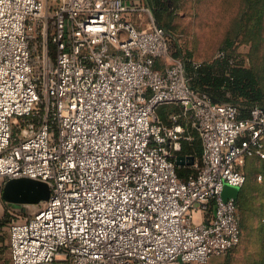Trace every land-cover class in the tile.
<instances>
[{"label":"built area","instance_id":"obj_1","mask_svg":"<svg viewBox=\"0 0 264 264\" xmlns=\"http://www.w3.org/2000/svg\"><path fill=\"white\" fill-rule=\"evenodd\" d=\"M143 11L0 0V222L8 182L47 188L5 225L0 264H206L239 246L236 199L221 194L264 159V109L193 88L171 34L129 21ZM195 139L200 158L177 166Z\"/></svg>","mask_w":264,"mask_h":264},{"label":"rangeland","instance_id":"obj_2","mask_svg":"<svg viewBox=\"0 0 264 264\" xmlns=\"http://www.w3.org/2000/svg\"><path fill=\"white\" fill-rule=\"evenodd\" d=\"M156 3L157 0H142L140 7L145 11L132 15L129 21L135 27L146 28L150 16L156 22L157 12V23L171 34V53H179L188 68L189 62L211 64L219 52L229 54L237 64L255 74L263 91L264 107V28L262 39L254 42V18H250L252 10L247 9L246 0H159ZM156 8L161 11H155ZM244 171L247 179L237 203L241 242L226 256L212 257L206 264H264L262 163L247 159ZM221 196L225 200L223 194ZM15 198L18 201L5 203L9 211L2 204L4 226L0 229V258L7 255L5 225L10 220H24L36 210L37 204L25 203V196Z\"/></svg>","mask_w":264,"mask_h":264},{"label":"trees","instance_id":"obj_3","mask_svg":"<svg viewBox=\"0 0 264 264\" xmlns=\"http://www.w3.org/2000/svg\"><path fill=\"white\" fill-rule=\"evenodd\" d=\"M157 3H159V0H157ZM246 3L247 9L252 10L250 18H254V42H259L260 39H262L261 31L264 28V0H246ZM157 6L159 7L160 5ZM155 11L161 10L156 8ZM155 14V17L157 18L155 23L159 25L157 23L158 13L155 12ZM226 46L229 47L230 44L227 43ZM178 55L179 53L177 52L172 53L174 58H177ZM187 69L188 72L192 73L194 76L192 87L208 95L213 102H240L246 107L257 105L264 109L262 106L263 91L260 88L255 74H253L251 70L245 69L240 64H237L234 58L229 54H224L222 59H215L211 64H202L195 71L190 68V65L189 68L187 66ZM164 110L171 109L170 107H166L161 109L159 113L162 114ZM182 154L191 155L192 157L199 159L201 156V147L198 140H194L191 148L185 146ZM255 161L262 163V172L264 173V159ZM177 173L179 177L184 178L189 174V171L178 169ZM244 185L239 189V195L235 200L236 205L243 192ZM3 226L4 224L1 220L0 228Z\"/></svg>","mask_w":264,"mask_h":264},{"label":"water","instance_id":"obj_4","mask_svg":"<svg viewBox=\"0 0 264 264\" xmlns=\"http://www.w3.org/2000/svg\"><path fill=\"white\" fill-rule=\"evenodd\" d=\"M176 165L191 166L194 163L193 157L178 156L175 159ZM239 193V188L225 186L222 194L224 199L234 198L236 199ZM17 196H25V203L38 204L44 201L47 197V188L45 185L33 182L30 180H17L10 181L6 184L3 191V199L7 202H16Z\"/></svg>","mask_w":264,"mask_h":264},{"label":"crops","instance_id":"obj_5","mask_svg":"<svg viewBox=\"0 0 264 264\" xmlns=\"http://www.w3.org/2000/svg\"><path fill=\"white\" fill-rule=\"evenodd\" d=\"M129 5H132L133 7H140L142 4V0H126Z\"/></svg>","mask_w":264,"mask_h":264}]
</instances>
